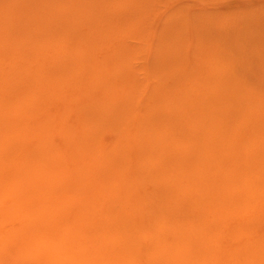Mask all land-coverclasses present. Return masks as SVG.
Instances as JSON below:
<instances>
[{"label":"bare ground","instance_id":"bare-ground-1","mask_svg":"<svg viewBox=\"0 0 264 264\" xmlns=\"http://www.w3.org/2000/svg\"><path fill=\"white\" fill-rule=\"evenodd\" d=\"M138 1L22 3L40 7L21 11L32 18L19 21L21 38L17 10L11 22L0 8L9 25L0 29V219L14 213L35 238L46 232L40 239L50 241L36 248L46 264H262L264 68L249 63L248 42L235 43L241 33L229 37L240 48L220 51L224 60L207 46L198 63L174 50L134 63L119 23L131 29L125 17L142 9ZM47 92L64 103L59 122L48 117L52 96L30 125V106L40 109Z\"/></svg>","mask_w":264,"mask_h":264},{"label":"rangeland","instance_id":"rangeland-1","mask_svg":"<svg viewBox=\"0 0 264 264\" xmlns=\"http://www.w3.org/2000/svg\"><path fill=\"white\" fill-rule=\"evenodd\" d=\"M0 1H1L0 2L1 3L0 8L2 7L1 11H2L3 16H5L7 14V17H8L7 20H9V18H10L11 22L18 20L17 21V23H18L17 27L20 26V24H21V23L19 24L20 20L26 19L25 22H30L29 20L32 19V18L30 19L29 16H28V18H24V15H22L23 12H21V11H25V13H26V11L29 12L31 9L33 10L34 8L37 9L38 7H40V6H38L40 0L39 1L34 0V3L35 2L38 3V4L36 3V5L38 7L36 6V7H31V8H28V7L29 6H35L34 4L31 5L33 0H29L30 2H28V3L25 2V0H22V1H20V0H4V1L0 0ZM26 1H28V0H26ZM140 1H138V2H140ZM22 3L25 5H28L30 3L27 7L28 10L26 9V7L25 8L23 7L24 5ZM142 3H143V5L141 6L142 9L138 8V10L136 12V16H134L132 18V16L135 14V13H133V14H130V18L125 17V22H127L128 19L133 20V26H131V29L134 28L136 30L129 29V31L127 32V30H128L127 29V30L123 31V29L125 28L124 23L123 22L119 23V24H121V29H119L120 32L122 30L120 35L123 34L122 36L125 39L124 40L125 43L127 42L126 44H128L129 46L131 45L132 47L135 46L136 51H135V49H134V51L137 53V56L135 59L136 61H134V63H136L137 61L139 63L142 62V58H144V60H145L147 56L153 57L156 50H159V51L160 50L161 51L162 50H171V52L173 50L174 51H181V54H180L181 57L187 58V54H189L188 58L190 57L191 60L193 59L192 60L193 63H198L199 60H197V57L200 58V55H201V60L203 59L202 61L208 60V57H210L209 55L212 53V52L210 53L209 50H212L215 52L219 51L218 54L222 55L221 53H223V52L227 53L224 49V46H226V48L229 44L231 46L232 45L237 46V44L240 41V44L243 42L242 43L243 45H245L244 44L245 42H248V45L250 44V47L252 49L251 50L252 56H249V55H251L249 53L247 58L250 57L249 63L252 64V62H253V65L256 62V64L254 66L250 64L254 68V71L257 72L258 71L257 69L261 70L262 68H264V64H262V61H264V0H147V1L142 0ZM139 4L141 5V3H139ZM6 5L7 6L11 5V6L8 7V9H7ZM4 6H6V7H4ZM21 6L25 10L24 9L22 10V8L20 9ZM10 9H13V10L16 9L17 11L15 10L16 11L15 13H17V14H19L21 12V16H20V14H19V17L17 16V14L16 15H15V13L13 14L12 13L13 10L10 11ZM119 10H120V8H119ZM3 11H5V13ZM35 11L36 10H34V12H33L34 15H36ZM120 11H123V9H121ZM11 13L16 17V20H14L15 17ZM2 14H1V16H2ZM30 16H32V14H30ZM2 17L0 18L1 19L0 20V25H1L0 29L4 30V28H6V26L8 27L9 25L6 24V26H5L4 22H6L7 20L5 19V17H4L5 20H3ZM23 20L20 22H22V24H21L22 27H25L26 24ZM27 26L30 27L32 25L27 24ZM17 29H18L17 35L20 36V38L23 37V33L21 31V26L18 27ZM35 31L36 30L33 31V27H32V33ZM19 32H21L22 34H20ZM38 32H40V31L38 30ZM128 33H129V36H127ZM237 33H241V34L239 35ZM170 35H172V36H170ZM235 35L236 36L239 35L240 38L242 37V40L241 39L238 40L237 38H239V37H236ZM211 36L213 37L212 38L213 41H216L215 43L212 41ZM244 36H245V39H243ZM171 37H172V40H171ZM226 37H228V38H226ZM229 37L230 38L232 37L233 39L236 38V40H238V41L236 42L235 39H234V41L237 44L236 45L231 44V42L233 43V41H232L233 39H229ZM217 38H219V39H217ZM223 39H224V41H223ZM225 39L226 40L228 39L227 40V42H229L228 44H227ZM218 40H220L221 42ZM205 44H206V46H205ZM210 44L213 45L212 47L215 46L216 49H218V50H216V49L213 50L215 47L211 49ZM240 44H238V45L240 46ZM128 45H126V46H128ZM200 45L202 47L205 46L206 48L204 49V47L202 48ZM209 45H210V47H209ZM207 46H208L209 50L207 49ZM239 46H237V48H240ZM204 50H206V51L204 52ZM226 50L230 51V47L227 48ZM220 51H222V52L220 53ZM104 52L105 51H102L101 52L102 54L99 53V54H97V56L103 57ZM162 52H164V51H162ZM201 52H202V54H201ZM215 52H214L215 57H218V56H216L217 53H215ZM3 53L1 52V54L4 55L3 58H6L7 52L3 51ZM196 53L199 54V56H197ZM191 55H193L194 57L193 56L191 57ZM225 55H224V57H225ZM221 57L223 58V55ZM28 58H30V57H25V59L23 60L24 61L23 63H25L26 65L29 64L32 66L33 62L32 63L30 62V60H32V58H30V59H28ZM194 59H196V61ZM221 59H219V60H221ZM223 60H224V58H223ZM227 60H229V59H227ZM227 60H226V62H227ZM172 62L177 64V60L172 61ZM226 62L224 63L225 65H226ZM230 63H231V61H230ZM235 63H237V61ZM235 63H233L232 65L234 66ZM176 67H177V65H176ZM189 67H190L189 64H186V72L187 73L190 72ZM237 67L238 66L235 65V67L231 68L229 65V68L232 69L233 71L237 70L236 69ZM260 67H262V68L260 69ZM168 69L175 70V67L169 65ZM230 69H229V71H232ZM239 73L244 74L245 72L243 73L242 71H240ZM257 73L264 75V72L258 71ZM246 76H247V74H246ZM260 77H261V75H260ZM262 77H264V76H262ZM262 79H264V78H262ZM149 80L148 81L151 84L155 83L154 79L152 77L149 78ZM262 83H264V81H262ZM59 89L60 88H58V90H57L58 91L57 95L59 93H61L60 92L61 90L63 92L65 91L64 88L60 89V90ZM96 90H98V89H96ZM68 91L70 93L72 92V90H69V89H68ZM110 91H113V90L110 89ZM110 91H109V93H111ZM67 92H64V94ZM77 93H79V91ZM77 93H74V94H76V97L74 95L75 99L78 97ZM88 93H89V91H88ZM102 93H99V95H102V97H103L104 94H102ZM55 94L49 95V92H47L45 97H44V95H41V98H43V100L41 99L42 101L40 100L42 102V103L40 102L41 108L39 109L37 106L35 107L34 105H38L39 103L37 104V102L36 103L33 102V105L30 106L31 111L29 110V113L31 115L32 114H34V115H32V116L28 115V118L30 120L27 119V117H25V118H23V121L29 120V123L31 125L32 124L31 122H33L35 120L34 117H36V116L43 117V115H41V114L44 112V110L46 111V109L50 110V107L48 108V105L49 106L51 105V103L48 104L47 102H46V104H47L46 105L44 98H47V100H49ZM69 95L67 97H69ZM54 97H53V99L49 100V101H52V105H53V106H51V111H48V110L47 111L52 112L53 114L55 113L58 117V116H61V113L58 114L59 112H56V111H58V110H56V108L61 109V104L63 102L62 103L60 102L61 103L60 105L57 104V99L58 98L60 99L61 95H60V97H56V96H54ZM82 97H84L83 94H82ZM54 99H56V104L58 105V107L55 104ZM59 99H58V101H59ZM63 99L66 100L65 98H63ZM70 99L72 100V98H70ZM78 100L77 101L75 100L76 102L73 101L74 102L73 105H78L81 102V100L84 101V99H81L79 102H78ZM43 104H44V106H43ZM68 104H70V102ZM63 105H64V103H63ZM65 105L67 106V104H65ZM68 107H70V106H68ZM33 108H34V110H32ZM62 109H66V107H64ZM59 111H61V110H59ZM46 112H44V114H46ZM69 112L74 114V115L76 114L72 110H69ZM76 112L78 114V111H76ZM26 113L28 114V111ZM52 113L50 114L51 117L50 116H48V117L51 119V121H53L52 118H54L55 121H58V120H56L57 117L55 116V114L52 115ZM64 113H62V114H64ZM67 114L69 115L68 112H67ZM67 114H64L63 116L66 117ZM52 116H54V117H52ZM75 116L77 117V115H75ZM48 117H45V118H48ZM74 117L71 116V119L73 118V122L75 119L78 120V118L75 117V119H74ZM61 119H62V117H61ZM63 119H65V118H63ZM59 120H60V118H59ZM60 121H62V120H60ZM67 121H69V120H67ZM64 122L62 121V123H64ZM69 122H71V121H69ZM69 122H67V123H69ZM77 123H75V124H77ZM53 125L55 127V124H53ZM77 126H79V124ZM54 127H52V128H54ZM73 127H75V126L73 125ZM74 129H76V131L78 130L77 128H74ZM80 130H81V128L79 129V133H80ZM52 132H54V131H52ZM100 133H101V136L104 137V139H102L103 144H107L108 141L110 142L112 137L109 133H108L109 136L107 135V132H105L106 133L105 134V133L100 131ZM55 134H57V133L55 132L54 134L51 135V137L58 140V138H56L58 136V134L56 137H54ZM33 138H36V137H33ZM29 139H31V138L29 137ZM56 142L59 143V147H60L61 146L60 144H62L60 139ZM56 142H55V144H57ZM12 214L14 216V213H11L10 216H8V217L10 218ZM9 218L8 219L3 218L4 220L0 219V226H2L0 228V230L3 229L2 233L0 231V238L2 237V235L5 236V237H2L3 241H2V239L0 240V242H2L1 243L2 246L0 245V264H46V260H44V258L41 257L40 254H38L39 250H36V248L38 249V247L43 246L44 243L46 245L48 243V241H50L49 238L47 237V235L44 237V239H40V236H42L46 232L38 233L39 234L38 238H35V235H34L35 232L34 231L25 232L23 229H21L20 224L17 225L18 224L17 220H20V219L17 218L16 219L17 223H16L14 221V219H12V221H11V219H9ZM25 223H27V222H25ZM4 229H5V232L10 230L11 235L9 237L6 235V233H4ZM7 229H9V230H7ZM257 229L258 230L262 229L261 232L264 231V224H262V228L258 227ZM55 232H58V230L53 231V233H55ZM49 236L51 237V235H49ZM53 238H56L57 241L60 240V237L58 238V234L54 235ZM53 238L51 237V240ZM7 239H8V241H6ZM16 242H20V245L19 246L17 245V248H13V246ZM110 248H111V246L108 249H110ZM34 249H35V251H34ZM108 252H110V251H108ZM63 256L64 255L62 254V256H60V257L64 258L65 256L64 257ZM9 258H10V260H9ZM11 258H12V260H11ZM94 259H95V257H94ZM40 260H42V261H40ZM141 263L142 262H139V264H141ZM91 264H95V262H91ZM262 264H264V263H262Z\"/></svg>","mask_w":264,"mask_h":264}]
</instances>
